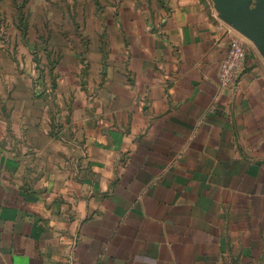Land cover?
I'll return each mask as SVG.
<instances>
[{
  "label": "crops",
  "instance_id": "1",
  "mask_svg": "<svg viewBox=\"0 0 264 264\" xmlns=\"http://www.w3.org/2000/svg\"><path fill=\"white\" fill-rule=\"evenodd\" d=\"M82 12L0 39V264H264V60L219 84L210 0Z\"/></svg>",
  "mask_w": 264,
  "mask_h": 264
},
{
  "label": "rangeland",
  "instance_id": "2",
  "mask_svg": "<svg viewBox=\"0 0 264 264\" xmlns=\"http://www.w3.org/2000/svg\"><path fill=\"white\" fill-rule=\"evenodd\" d=\"M114 2L115 0H0V39L26 28V35L40 38L44 42L43 47L45 39L58 43L62 40L80 43L84 40L82 37L87 38L81 30V24L86 23L82 9L88 4L107 6Z\"/></svg>",
  "mask_w": 264,
  "mask_h": 264
},
{
  "label": "water",
  "instance_id": "3",
  "mask_svg": "<svg viewBox=\"0 0 264 264\" xmlns=\"http://www.w3.org/2000/svg\"><path fill=\"white\" fill-rule=\"evenodd\" d=\"M219 20L247 40L264 60V0H210Z\"/></svg>",
  "mask_w": 264,
  "mask_h": 264
},
{
  "label": "built area",
  "instance_id": "4",
  "mask_svg": "<svg viewBox=\"0 0 264 264\" xmlns=\"http://www.w3.org/2000/svg\"><path fill=\"white\" fill-rule=\"evenodd\" d=\"M220 28L228 34L229 41L226 56L219 65L218 81L221 86H229L238 80L243 70L247 53L245 39L222 21Z\"/></svg>",
  "mask_w": 264,
  "mask_h": 264
},
{
  "label": "trees",
  "instance_id": "5",
  "mask_svg": "<svg viewBox=\"0 0 264 264\" xmlns=\"http://www.w3.org/2000/svg\"><path fill=\"white\" fill-rule=\"evenodd\" d=\"M19 30H20L22 35H26V32H27L26 28H21Z\"/></svg>",
  "mask_w": 264,
  "mask_h": 264
}]
</instances>
